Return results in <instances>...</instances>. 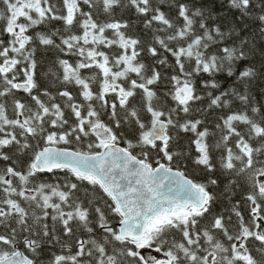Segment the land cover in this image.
<instances>
[{
  "label": "snow or ice",
  "instance_id": "obj_1",
  "mask_svg": "<svg viewBox=\"0 0 264 264\" xmlns=\"http://www.w3.org/2000/svg\"><path fill=\"white\" fill-rule=\"evenodd\" d=\"M0 264H264V0H0Z\"/></svg>",
  "mask_w": 264,
  "mask_h": 264
}]
</instances>
